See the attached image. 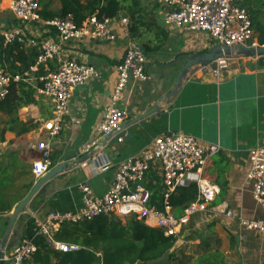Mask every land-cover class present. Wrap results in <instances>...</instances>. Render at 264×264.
Segmentation results:
<instances>
[{
    "label": "crops",
    "instance_id": "crops-1",
    "mask_svg": "<svg viewBox=\"0 0 264 264\" xmlns=\"http://www.w3.org/2000/svg\"><path fill=\"white\" fill-rule=\"evenodd\" d=\"M12 1L0 0V36L20 28L31 40L41 43L58 40L57 31L46 24V18L60 14L63 1L86 4L87 0H44L40 4L42 19L32 24L20 23L15 18L10 9ZM137 2L142 11L141 19L138 16V20H132L125 9L117 18L129 21L128 39L126 27L120 23L114 27L115 41L85 39L63 46L67 59L94 67L98 77L72 92L61 134L52 144L57 165L67 158L84 161L87 146L100 138L99 128L112 105L118 81L117 66L128 43L133 42L130 29L136 38H140L141 46L148 44L156 51L150 53L145 66L151 80L143 82L131 77L119 104L127 110L128 121L151 110L160 98L174 89L177 75L185 65L184 61L177 62L180 57L206 54L215 47L206 34L181 32L166 25L164 19L168 9L160 0ZM132 4L133 0H124L126 8ZM158 47H161L159 51ZM25 48L38 50L37 44L25 45ZM3 67L0 63V70L9 69L7 65L6 69ZM50 69H54V63L44 66L45 72ZM13 72H17V68ZM30 74L36 73H28L26 78H30ZM29 82L36 87L32 79H28ZM34 100L35 104L22 107L14 115L18 124L11 123L9 116L0 113V157L6 156L17 168L25 166L29 181L36 183L31 174L39 159L36 145L49 142L45 125L52 119V108L38 90ZM161 108V112L166 113L163 118H148L144 127L136 124L126 131L127 137L133 136L129 142L120 141L101 148L100 153L110 162L107 171L97 174L91 162L82 163L70 169L65 177L56 178L45 196H37L31 203L34 211L27 212L29 220L23 229L22 240L35 244L38 249L46 248L45 239L38 235L39 222L45 221L50 212H79L83 208L81 186H89L98 197L105 196L114 184L119 167L139 158L158 137L168 134H182L206 145L219 146L220 153L204 170L212 183L216 184L218 179L227 185V193L218 205L228 207L246 220L264 219V211L254 197L253 185L247 180L249 152L264 146V66H260L257 59L234 57L228 69L218 77L198 71L189 75L178 95ZM22 124L28 132L22 133ZM3 132L4 139L1 140ZM74 154L76 158L72 157ZM157 179H162L161 170L152 167L145 175L143 186L147 188L151 182L155 185ZM11 214L0 220V240ZM175 240L176 245L182 244L181 247L171 251L173 258H166L159 264H194L205 254H218L224 264H264V236L249 232L237 221L214 218L210 213L193 218Z\"/></svg>",
    "mask_w": 264,
    "mask_h": 264
},
{
    "label": "built area",
    "instance_id": "built-area-1",
    "mask_svg": "<svg viewBox=\"0 0 264 264\" xmlns=\"http://www.w3.org/2000/svg\"><path fill=\"white\" fill-rule=\"evenodd\" d=\"M160 1L168 9L164 19L165 24L181 32L206 34L215 46L260 47L253 42V23L248 12L237 6L238 0ZM10 9L20 23L32 24L41 21L39 0H13ZM120 23L126 27L128 39V20L98 18L96 15L87 18L82 26H77L71 17L46 22L49 27L57 31L58 40L50 39L37 43L20 28L3 36L6 45L37 44L39 54L30 70L31 73H37L40 67L54 63V69L47 70L45 76L40 78L41 87L37 89L38 93L49 101L52 108V119L45 125L49 142L36 145L40 158L34 163L32 173L37 181L52 170V144L61 134L73 90L98 77L94 67L67 59L64 56L63 46L85 39L115 41L117 36L114 27ZM230 62L231 59L225 58L201 68L200 71L218 77L228 69ZM146 63L147 58L141 48L136 43L129 42L125 55L116 69L118 81L113 91L112 105L99 128L100 138L88 145L85 153L87 157L93 153L92 158L87 162H91V167L93 166L97 174L107 171L110 166L108 157L100 153L101 141L120 132L121 127L128 121L127 110L119 104L124 99L130 78L143 82L151 80L145 71ZM11 80L9 74L0 70V101L8 94ZM18 80L19 78H15V81ZM219 153V146L206 145L194 137L182 134L160 136L139 158L130 160L118 168L114 184L105 196L98 197L89 186H81L83 208L77 213L50 212L45 221L38 223V235L43 237L52 249L68 253L76 251L77 248L55 240L61 226L66 223L77 224L110 214H115L119 218L138 216L146 226L160 229L167 237L176 239L193 218L210 213L214 218L237 221L249 232L263 237L264 219L246 220L228 207L215 205L220 188L205 179L203 175L207 164ZM249 162L247 180L253 185L255 200L264 211V146L249 152ZM152 167L161 170L162 184L166 188V200L179 187L192 184L197 186L196 201L185 208L180 217L173 214L168 204L165 212H159L150 205L151 194L143 186V181ZM37 251L38 247L35 244L22 240L17 247L7 250L3 264H25Z\"/></svg>",
    "mask_w": 264,
    "mask_h": 264
},
{
    "label": "trees",
    "instance_id": "trees-1",
    "mask_svg": "<svg viewBox=\"0 0 264 264\" xmlns=\"http://www.w3.org/2000/svg\"><path fill=\"white\" fill-rule=\"evenodd\" d=\"M42 1L44 0H39L40 4ZM237 6L244 8L251 18L254 28L253 42L264 47V0H238ZM124 9L132 20L141 19L142 11L137 0H133L130 8L125 7L124 0H87L86 4H81L79 1L71 3L63 1L61 13L51 14L46 19L52 21L71 17L77 26H82L87 18L94 15L98 18L116 19ZM42 15L40 12L41 19ZM130 32L133 33L132 41H137L135 43L138 45L140 38L135 37L133 29H130ZM141 47L147 59L150 53L156 51L148 44ZM160 49L161 47H158L157 51ZM38 54L39 49H27L20 43L6 45L4 37L0 36V63L4 65L3 69H6V65L9 66L5 72L12 78L8 94L0 101V113L9 116L11 123L18 124L14 115L19 109L35 104L34 94L41 87L39 80L46 74L44 66L40 67L36 74L32 76L30 74V78H26V75L31 73L30 70L35 65ZM16 68L17 72L14 73L13 70ZM16 77L20 78L19 81H15ZM28 79H32L36 87L30 82L27 83ZM21 126H23L22 133L29 131L25 125ZM4 134L5 132L2 133L1 140L4 139ZM38 158H40L39 153ZM57 160L56 155L53 154L52 169L57 166ZM203 176L210 181L208 177ZM29 178L25 166L19 165L17 168L6 156L0 157V220L12 213L30 193L35 181H29ZM215 183L221 189L219 202H215V205H218L227 193V185L218 179ZM147 189L151 194L152 207L159 212H165L168 204L177 217L181 216L185 208L198 197V188L195 184L177 188L167 200L162 179H157L155 185L151 182ZM55 240L69 247H76L77 250L62 253L47 246L38 249L25 264H159L166 258H173V254L170 253L176 245L175 238L167 237L160 229L147 227L138 216L119 218L115 214L101 215L91 221L77 224L66 223L61 226ZM194 264H224V262L218 254H205Z\"/></svg>",
    "mask_w": 264,
    "mask_h": 264
},
{
    "label": "water",
    "instance_id": "water-1",
    "mask_svg": "<svg viewBox=\"0 0 264 264\" xmlns=\"http://www.w3.org/2000/svg\"><path fill=\"white\" fill-rule=\"evenodd\" d=\"M234 57L257 59L259 65L264 66V48L260 47L228 48L223 46H215L210 50L209 53L206 54L182 56L178 59L177 62L184 61L185 65L177 75L174 89L171 90V92L167 96L160 98L157 104L151 110L147 112L144 111V113L140 114L138 117L126 122L121 127L120 132L106 139L103 143H101L100 147H105L108 144L113 145L115 143H118L119 140H122L123 143L129 142L133 138V136L130 135L129 137H127L126 131L136 124H139L140 127H144V121L148 118H150L151 120L163 118L166 113L161 112L162 104H164L165 102L169 104V102L178 95L183 87V83L186 81L189 75L195 74L200 71L201 68L210 66L219 60L225 58L231 59ZM172 65H174V63L171 64V66ZM92 156L93 153L90 156L86 157V159L82 162H76L73 161L72 158H67L62 163L55 166L48 174L43 176L34 184L30 193L15 207L11 216L8 218L7 228L2 239L0 240V264H3V258L5 257V254L9 247H17L21 243L24 234L23 229L29 220L27 212L28 210L34 211V209L31 207L32 201L37 196H45L47 194L48 187L56 178L65 177L70 169L76 168L78 165L89 161ZM72 157L76 158V155L74 154ZM181 245V243H177L174 250L179 249Z\"/></svg>",
    "mask_w": 264,
    "mask_h": 264
}]
</instances>
